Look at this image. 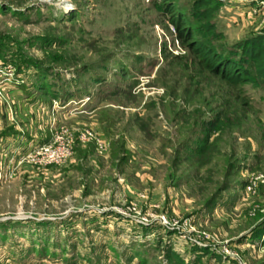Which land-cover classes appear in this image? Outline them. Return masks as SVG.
<instances>
[{"label":"rangeland","instance_id":"obj_1","mask_svg":"<svg viewBox=\"0 0 264 264\" xmlns=\"http://www.w3.org/2000/svg\"><path fill=\"white\" fill-rule=\"evenodd\" d=\"M193 1L0 0V87L30 96L9 101L20 135L0 152V264H168L167 248L264 264V83L253 67L241 125L199 163L194 111L211 118L219 87L175 57L188 53L172 21ZM219 1L215 47L264 36L253 0ZM55 145L64 158L46 162Z\"/></svg>","mask_w":264,"mask_h":264},{"label":"trees","instance_id":"obj_2","mask_svg":"<svg viewBox=\"0 0 264 264\" xmlns=\"http://www.w3.org/2000/svg\"><path fill=\"white\" fill-rule=\"evenodd\" d=\"M220 6L219 0H194L190 8V16L180 14L172 21L176 37L181 45L186 47L185 54L188 53L175 57L188 59L191 55V61L188 60L186 65L192 63L193 69H196L198 74H206L209 79H214L219 87L218 93L213 97L216 100L212 98V103L216 106L211 111L215 114L209 119H201L198 115L202 110L196 109L194 114L197 117L193 123L195 126L193 129L190 128V133L188 131L191 134L201 129L203 137L197 141L201 142L202 146L194 151L198 156V162L202 164L205 163L202 160L207 161L206 157L213 151L212 146L215 141L211 142V139L217 134L223 136L234 127L241 125L242 118L238 113L240 114L241 111L245 115L246 106L249 105V98L244 94L245 90L242 86L253 82V67L258 79L264 83V36H256L230 47L217 48L212 44V41L220 38L214 20ZM170 9L172 11L175 7L171 6ZM201 19L204 23L195 29L194 22ZM217 194L208 198V205L216 199ZM259 228L256 237L264 236V220ZM165 257L168 264H187L182 256L171 248L166 249ZM201 260V256H198L194 264H202Z\"/></svg>","mask_w":264,"mask_h":264},{"label":"crops","instance_id":"obj_3","mask_svg":"<svg viewBox=\"0 0 264 264\" xmlns=\"http://www.w3.org/2000/svg\"><path fill=\"white\" fill-rule=\"evenodd\" d=\"M0 88H2L5 92L4 93L5 95L0 97V152H1L3 148V144L5 145L9 143L11 140L16 139V136L19 137L20 135V134L17 135L15 133L17 126L12 121L13 118L11 116V105H9V101H12L14 105L13 108H16L18 106L19 99L20 101H23L21 100L19 93H23V95L27 98H29L30 96L28 95V92L26 94L25 91L27 90L25 89V87H22V89H16L14 86H12V83H10L9 79L4 80ZM15 98L16 100H18L17 106L15 105ZM21 106H22L21 107L22 111L25 113L28 108L25 106L24 103H21ZM22 120H25V118H22ZM23 136L26 137V132ZM12 154L10 156H12ZM2 155L3 158L4 157H7V159L9 158V155H7L6 153H2Z\"/></svg>","mask_w":264,"mask_h":264},{"label":"built area","instance_id":"obj_4","mask_svg":"<svg viewBox=\"0 0 264 264\" xmlns=\"http://www.w3.org/2000/svg\"><path fill=\"white\" fill-rule=\"evenodd\" d=\"M255 5L254 8H252V11L254 13H259L261 15H264V0H253ZM78 136L81 139V141H92L94 142L97 147L100 150H107L108 149V142L107 140L102 137L101 135L97 134L94 130H92L91 128H85L83 130H79L78 132ZM61 145H55L54 147L48 148L46 149L45 147L43 148L44 151H48L49 152V158L45 159V161L47 162V160H51L53 162H60L64 157V155L61 153ZM65 153H69V152H65ZM66 155V154H65ZM256 184V182H254V185ZM139 197L145 198L144 194H140ZM146 218H144L145 220ZM159 221L164 225H167L169 223L168 218L164 215V214H160L159 215ZM204 234L206 235V232H204ZM201 237H203L202 235H200ZM226 253H230L231 251L229 249L225 250ZM232 254V253H230ZM236 256V255H235Z\"/></svg>","mask_w":264,"mask_h":264}]
</instances>
